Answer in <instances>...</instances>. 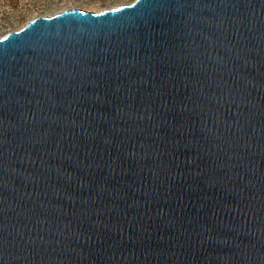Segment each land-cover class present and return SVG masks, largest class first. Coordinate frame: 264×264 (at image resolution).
Here are the masks:
<instances>
[{
  "label": "water",
  "instance_id": "1",
  "mask_svg": "<svg viewBox=\"0 0 264 264\" xmlns=\"http://www.w3.org/2000/svg\"><path fill=\"white\" fill-rule=\"evenodd\" d=\"M0 264H264V0L1 36Z\"/></svg>",
  "mask_w": 264,
  "mask_h": 264
},
{
  "label": "rangeland",
  "instance_id": "2",
  "mask_svg": "<svg viewBox=\"0 0 264 264\" xmlns=\"http://www.w3.org/2000/svg\"><path fill=\"white\" fill-rule=\"evenodd\" d=\"M134 0H0V37L30 20L69 8L100 11Z\"/></svg>",
  "mask_w": 264,
  "mask_h": 264
},
{
  "label": "bare ground",
  "instance_id": "3",
  "mask_svg": "<svg viewBox=\"0 0 264 264\" xmlns=\"http://www.w3.org/2000/svg\"><path fill=\"white\" fill-rule=\"evenodd\" d=\"M115 7V6H114Z\"/></svg>",
  "mask_w": 264,
  "mask_h": 264
}]
</instances>
